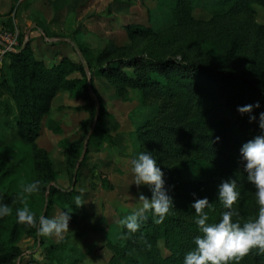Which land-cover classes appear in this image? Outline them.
<instances>
[{"label": "rangeland", "instance_id": "obj_1", "mask_svg": "<svg viewBox=\"0 0 264 264\" xmlns=\"http://www.w3.org/2000/svg\"><path fill=\"white\" fill-rule=\"evenodd\" d=\"M6 1H11V9L0 18V26L12 25L2 32L17 35V49L21 36L49 67L60 57L90 66L108 113L105 128L112 137L92 134L86 166L74 179L67 169V148L86 141L83 123L90 111L78 97L58 92L35 143L50 156L57 172L55 185L82 195L86 204L80 213L73 211L69 231L61 236L22 240L19 246L25 255L20 264L150 263L147 258L135 261L138 256L147 257L146 238L139 231L126 234L120 225L138 207L140 192L151 197L147 186L134 184L130 160L140 152L152 153L165 173L171 196H203L208 191L217 196L221 180L235 178L240 197L234 207L240 216L233 219L242 223L252 218L249 205L256 202L255 189L243 171L236 149L238 135L224 110L198 109L182 89L144 92L96 71L114 58L176 55L215 69H249L264 75V0ZM132 26L143 28L146 35L131 32L128 28ZM8 61L6 55L0 57V70ZM16 115L11 98L0 94V190L19 196L21 182L40 181V175L33 147L16 134ZM26 203L35 215L43 216L37 193ZM191 203L181 200L176 208L194 222ZM65 207L54 204L48 217L66 211ZM223 211L215 215L214 222ZM163 245L160 249L166 256ZM233 262L254 264L248 254Z\"/></svg>", "mask_w": 264, "mask_h": 264}, {"label": "trees", "instance_id": "obj_2", "mask_svg": "<svg viewBox=\"0 0 264 264\" xmlns=\"http://www.w3.org/2000/svg\"><path fill=\"white\" fill-rule=\"evenodd\" d=\"M228 1L223 0V3ZM9 28H12L10 23L4 24L5 30ZM128 29L141 36L147 33L139 26ZM23 39L24 37L20 36L18 52L6 55L9 61L4 63L0 70L2 92L0 94H6L14 102L18 112L15 119L18 129L16 134L35 151L34 164L41 182L37 195L43 203V216L48 217L56 203L65 204V210L71 208L80 213L81 208H75L73 204V198L77 193L62 190L55 185L57 172L50 156L35 143L38 130L50 113L52 102L58 92H67L85 103L90 111L89 119L83 123L86 141H78L67 148L68 172L74 179H78L81 176V167L86 166L89 157L92 134L112 140L104 123L108 113L102 97L95 88L94 74L89 65L77 64L71 58L60 57L49 67L35 56L30 41L24 43ZM96 72L100 76L111 77L117 84L144 92L165 93L182 89V93L184 90L188 100H193L198 109L206 108L210 113L216 111V107L224 110L238 135L236 149L239 151L244 143L260 134L259 113L264 111L263 74L252 73L249 69H215L201 61L176 55L164 59L146 55H137L129 59L114 58L104 65H99ZM257 101L261 107L254 109L256 121L250 122L248 114L241 115L237 111L238 106L255 104ZM9 107L5 104L6 112L11 110ZM196 185L200 186L201 183L196 182ZM196 197H207L212 203V208L205 211L209 214L210 222H214L215 215L223 208L217 196L208 191L203 196L196 194ZM196 197L193 194L182 197L172 195L174 207L161 224L153 223L151 213H148L149 219L141 224L139 234L137 232L139 236L145 237L149 244L147 257L138 256L135 258L136 262L147 258L150 261L148 264H183L185 253L195 247L194 237L200 233L195 221L189 222L179 214L176 204L181 200L193 202ZM176 198L179 200L176 201ZM0 203L8 204L11 208L8 216L0 218V264H16V258L19 257L21 260L25 255L19 243L25 239H38L39 235L34 227L17 221L15 212L22 206L19 196L9 195L0 190ZM257 209L256 202L249 205V215L252 218L256 215ZM39 218L35 215L37 223ZM125 233L128 234L127 229ZM160 243L164 244V249L168 253L166 256L160 249ZM247 254L254 264H264V253L258 249H252Z\"/></svg>", "mask_w": 264, "mask_h": 264}, {"label": "clouds", "instance_id": "obj_3", "mask_svg": "<svg viewBox=\"0 0 264 264\" xmlns=\"http://www.w3.org/2000/svg\"><path fill=\"white\" fill-rule=\"evenodd\" d=\"M260 107V102L257 101L255 104L238 106L237 111L241 115L248 114L250 122H253L257 120L253 115L254 109ZM258 126L260 134L244 143L240 149L243 171L248 183L255 189L258 205L256 215L243 223L233 219L240 216V212L234 207L240 197L235 178L223 179L217 186V198L225 209L217 222H210L209 214L205 211L213 206L209 199L196 197L193 193L196 198L190 208L195 210V224L200 234L194 237L195 247L185 253L183 264H232L252 249L264 253V111L259 113ZM130 164L134 184L138 187L147 186L151 197L140 192L136 199L138 207L120 220V225L127 229L128 234L139 231L141 224L149 219L148 213H151L153 223H163L174 207L173 198L165 187V173L151 152H140L131 158ZM40 187L39 180L21 182L19 198L22 206L16 209V219L21 224L34 227L41 237L61 236L69 231L74 210L70 208L52 217L41 216L37 223L35 213L26 201L32 194L39 192ZM73 199L75 208L86 204L82 195H75ZM10 213V206L0 203V218ZM16 264H20L19 257L16 258Z\"/></svg>", "mask_w": 264, "mask_h": 264}, {"label": "built area", "instance_id": "obj_4", "mask_svg": "<svg viewBox=\"0 0 264 264\" xmlns=\"http://www.w3.org/2000/svg\"><path fill=\"white\" fill-rule=\"evenodd\" d=\"M0 45L2 46L0 49V57L5 56L9 53H16L18 44H17V35H13L8 32L0 33Z\"/></svg>", "mask_w": 264, "mask_h": 264}, {"label": "crops", "instance_id": "obj_5", "mask_svg": "<svg viewBox=\"0 0 264 264\" xmlns=\"http://www.w3.org/2000/svg\"><path fill=\"white\" fill-rule=\"evenodd\" d=\"M11 1H3L2 3H0V17L1 18H4V15H6L9 11H10V9H11V3H10ZM7 24H9V23H7ZM5 29H4V25H1L0 26V33L2 32V31H4ZM48 39V38H47ZM18 52V51H17Z\"/></svg>", "mask_w": 264, "mask_h": 264}]
</instances>
